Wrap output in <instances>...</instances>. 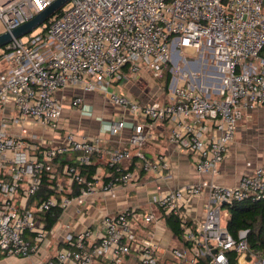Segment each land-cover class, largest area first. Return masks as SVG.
I'll list each match as a JSON object with an SVG mask.
<instances>
[{"label": "built area", "instance_id": "1", "mask_svg": "<svg viewBox=\"0 0 264 264\" xmlns=\"http://www.w3.org/2000/svg\"><path fill=\"white\" fill-rule=\"evenodd\" d=\"M54 1L0 0L4 31ZM61 9L27 40L13 37L0 47V252L30 258V264H264V255L249 246V230L234 237L224 220L229 205L264 199V166L235 186L216 181L238 121L264 106V0H69ZM202 50L216 62L212 78L221 84L213 94L194 71L174 77L164 100L140 103L116 89L126 76L140 79L148 71L159 77L171 60L177 64L185 52ZM67 88L100 91L132 114L170 124V141L207 177L156 191L152 199L163 212L131 205L88 223L89 212L79 211L72 213L74 224L61 216L47 227L36 210L61 208L64 214L100 193L115 197L118 188L139 183L143 172L163 178L171 171L167 155L144 153L142 123L129 136L130 149L104 150L101 136L77 134L63 121L58 92ZM83 99L75 95L71 103L78 107ZM125 126L121 116L110 130ZM65 154H74L76 164L66 163L51 188L67 193L30 207L44 171ZM95 154L106 156L113 173L92 179L81 173L78 166L90 165ZM134 157L138 165L130 168ZM196 198L205 200L202 218L194 216ZM171 215L179 220V236L165 224Z\"/></svg>", "mask_w": 264, "mask_h": 264}, {"label": "crops", "instance_id": "2", "mask_svg": "<svg viewBox=\"0 0 264 264\" xmlns=\"http://www.w3.org/2000/svg\"><path fill=\"white\" fill-rule=\"evenodd\" d=\"M147 72L144 71L141 78L147 75ZM140 79L126 76L117 84L116 89L131 94L140 103L163 98L160 90L154 91V88H148L144 83H140ZM75 95H82L84 98L78 107L71 103ZM58 97L64 106V123L79 135L101 136V146L104 150L130 149L129 136L135 125L142 123L148 135L144 153L149 158L165 154L171 162V171H166L163 178L155 172H143L139 183L118 188L115 197L100 193L82 206L75 204L70 206L62 214L64 222L67 219L73 220L72 213L80 211L89 212L88 223H97L104 213L119 212L131 205H136L143 211L163 212V209L153 202L154 192L198 182L207 177L198 173L188 151L178 150L170 141V124L149 120L142 113L132 114L128 109L113 104L107 95L100 91L83 92L80 88H67L60 90ZM121 116L125 118L126 126L120 132L113 134L110 130L111 125ZM57 141L58 139H54L53 142ZM98 156V172L103 176L106 156L104 154ZM259 165L264 166V106L248 110L238 121L235 139L230 146L228 156L220 165V174L216 177V181L235 186L246 172L255 170ZM192 206L194 216L202 218L206 208L205 200L196 198L192 201Z\"/></svg>", "mask_w": 264, "mask_h": 264}, {"label": "trees", "instance_id": "3", "mask_svg": "<svg viewBox=\"0 0 264 264\" xmlns=\"http://www.w3.org/2000/svg\"><path fill=\"white\" fill-rule=\"evenodd\" d=\"M62 9L60 8L58 12ZM171 79V74L168 72L166 76V87H168ZM98 154L92 156V163L90 165H80L79 170L88 179H92L98 172L99 162H97ZM66 163L76 164L74 154H65L56 157L53 161V170L44 171L42 175V184L40 190L36 195L30 198L29 206L35 207L42 200L51 197L54 194H66L67 192H58L51 188L61 179L62 169ZM138 165V159L133 158L130 168ZM105 173H113L112 168L105 165ZM50 172L56 173V178H50ZM229 215L227 218V227L234 237H238V233L242 229H248V242L249 246L259 251L264 255V199L263 200H251L245 199L243 201L234 203L228 206ZM38 219L44 220L47 227L52 228L61 218L63 209L52 208L49 211L34 212ZM165 224L169 231L179 236L181 234V228L179 220L176 216H165ZM6 258V255L0 252V261ZM203 264H207V260L203 259Z\"/></svg>", "mask_w": 264, "mask_h": 264}, {"label": "rangeland", "instance_id": "4", "mask_svg": "<svg viewBox=\"0 0 264 264\" xmlns=\"http://www.w3.org/2000/svg\"><path fill=\"white\" fill-rule=\"evenodd\" d=\"M41 26H38L31 33L35 34L41 30ZM4 32V26L0 21V33ZM30 34L24 35V39L27 40ZM182 59L176 64L173 60L169 62L167 66L164 67L162 75L159 77L153 76L150 72H147V75H144L140 79V83H144V85L148 86V88H154V91L160 90L163 94L164 100L167 93L170 91V85L174 77H178L184 73H190L194 71L200 75V83L209 89V92L212 94L217 91L221 82L218 78H212L214 73H217L216 62L214 61L211 53L207 50H202L197 53L185 52L182 54ZM173 57L177 58L175 52L173 53ZM187 59V61L184 60ZM258 63V62H256ZM171 74V79L168 87H166V76L167 73ZM213 73V74H212ZM187 83L190 81L189 79L185 80ZM66 110V109H65ZM155 193V192H154ZM223 211H226V208L223 207ZM227 219V216L224 217V220ZM72 224L75 223L74 220L71 221ZM63 221L59 222L56 226V229H61L63 227ZM51 253L55 251L54 246L50 247L49 250ZM30 258H22V257H6L0 261V264H30Z\"/></svg>", "mask_w": 264, "mask_h": 264}, {"label": "water", "instance_id": "5", "mask_svg": "<svg viewBox=\"0 0 264 264\" xmlns=\"http://www.w3.org/2000/svg\"><path fill=\"white\" fill-rule=\"evenodd\" d=\"M69 0H55L44 11L36 14L32 19L24 24L14 28L12 31H4L0 33V47L8 44L13 37H22L29 34L38 26L44 24L51 16H53L60 8H62Z\"/></svg>", "mask_w": 264, "mask_h": 264}]
</instances>
